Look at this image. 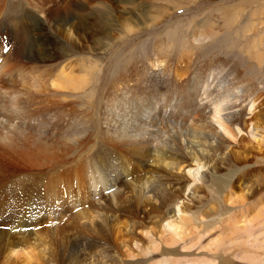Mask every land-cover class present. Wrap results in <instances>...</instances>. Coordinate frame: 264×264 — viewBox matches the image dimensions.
<instances>
[{
    "label": "bare ground",
    "instance_id": "bare-ground-1",
    "mask_svg": "<svg viewBox=\"0 0 264 264\" xmlns=\"http://www.w3.org/2000/svg\"><path fill=\"white\" fill-rule=\"evenodd\" d=\"M134 13L129 10V17ZM42 17L68 42L75 36L69 20H50L46 11ZM129 17L118 16L125 35L137 29ZM13 37L24 55H3L8 42L0 41V264H30L37 250L44 262L32 264H56L65 251L61 264H139L142 255L150 261L155 252L166 256L149 264H195L196 234L212 229L208 217L225 216L201 208L209 196L200 191L232 188L237 171L223 182L221 169L243 134L256 136L243 117L255 113L259 98L235 85L237 72L224 60L186 77L187 69L157 53L124 77L119 97L111 92L102 116L95 110L92 119L74 104L88 96H76L85 89L80 82L86 73L64 66L48 82L40 64L52 58V44L41 40L36 52L23 21ZM64 98L68 103L60 106ZM144 100L149 106L138 109ZM45 101H52L49 114H43ZM169 117L168 129H159ZM99 132L115 137L85 157ZM78 158L70 177L58 169ZM232 197L224 196L227 206ZM77 241L87 256L76 253Z\"/></svg>",
    "mask_w": 264,
    "mask_h": 264
},
{
    "label": "rangeland",
    "instance_id": "rangeland-1",
    "mask_svg": "<svg viewBox=\"0 0 264 264\" xmlns=\"http://www.w3.org/2000/svg\"><path fill=\"white\" fill-rule=\"evenodd\" d=\"M129 10L135 12L130 17ZM45 11L50 13V20L56 15L77 27L75 36L69 40L72 45L62 33L48 28L50 24L42 17ZM118 16L129 17L136 31L125 35L126 31L120 26L122 18ZM146 18L149 26L143 30L138 28L146 25V22H140ZM21 21L32 34L36 52L41 40L52 44V58L40 64L48 82L64 66L75 67L79 74L86 73L80 82L85 89L78 91L76 96H88L74 98V104L78 112L82 115L89 112L92 119L97 114L95 110L102 116L111 92L119 97L121 88L127 85L123 82L124 77L128 78L134 68L144 67L157 53L175 68L187 69L186 77L204 73L216 59L227 62L228 67L237 72L235 85L241 87L243 84L250 97L259 98L258 111L251 117L249 114L243 117L244 122H251L249 129L253 126L256 136L243 134L239 144L230 147L233 155L223 164L221 173L225 176L221 181L229 177L226 173L237 171L232 188L221 193L212 191L213 194L207 189L199 190L206 198L209 196L201 208L213 207L215 212L225 216L221 220L218 216L206 219L207 222L213 219V227L196 234L190 258L195 264H264V0H0V41L4 38L8 42L3 55H24L21 44L13 37ZM43 24L45 30L39 32ZM109 33L120 39L111 38ZM50 67L54 70L48 76ZM60 101V106L68 103L65 98ZM45 102L43 114H49L52 101ZM144 102L136 104L137 108L149 106ZM170 120L171 117L159 129L165 126L168 129ZM70 124L68 120L67 125ZM111 137L115 136L95 133L91 151L84 156L88 157L101 147H109ZM78 159V163L72 161L58 169L70 177L71 169L75 170L79 165ZM224 196H233V206L225 204ZM92 210L98 211V208L92 207ZM244 220H250L251 224ZM42 236L49 240L47 233L42 232ZM77 244L76 253L86 254L83 244L78 241ZM162 249L165 252V248ZM66 252L56 264L64 262ZM35 254L34 262L29 259L30 264L44 262L38 250ZM164 256L166 254L155 252L153 258L146 261L142 255L138 263L149 264Z\"/></svg>",
    "mask_w": 264,
    "mask_h": 264
}]
</instances>
